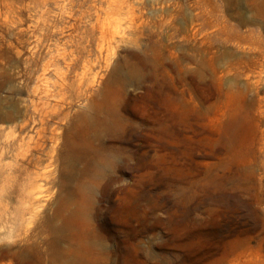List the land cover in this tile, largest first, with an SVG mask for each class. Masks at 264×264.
<instances>
[{"label": "rangeland", "instance_id": "1", "mask_svg": "<svg viewBox=\"0 0 264 264\" xmlns=\"http://www.w3.org/2000/svg\"><path fill=\"white\" fill-rule=\"evenodd\" d=\"M0 250L264 264V0H0Z\"/></svg>", "mask_w": 264, "mask_h": 264}, {"label": "bare ground", "instance_id": "2", "mask_svg": "<svg viewBox=\"0 0 264 264\" xmlns=\"http://www.w3.org/2000/svg\"><path fill=\"white\" fill-rule=\"evenodd\" d=\"M107 14H108V13H107ZM109 18H110V17H109ZM124 20H125V19H124ZM103 28H104V27H103ZM109 32H110V31H109ZM107 33H108V32H107ZM108 34H109V33H108ZM111 35H112V33H111ZM111 35H110V36H111ZM107 39H108V38H107ZM35 40H36V39H35ZM108 41H109V40H108ZM109 44H110V43H109ZM57 48H58V47H57ZM39 52H40V51H39ZM62 52H63V51H62ZM32 63H33V62H32ZM84 64H85V63H84ZM42 67H43V66H42ZM42 70H44V69H42ZM84 70H85V69H84ZM65 72H66V71H65ZM81 72H83V71H81ZM38 75H39V74H38ZM81 76H82V75H81ZM36 80H37V79H36ZM47 80H49V79H47ZM22 82H23V81H22ZM100 82H101V81H100ZM41 83H42V82H41ZM38 87H39V86H38ZM48 88H49V87H48ZM127 88H128V87H127ZM43 89H44V88H43ZM43 89H42V90H43ZM33 90H34V89H33ZM36 90H40V89H36ZM48 90H49V89H48ZM48 90H47V91H48ZM43 91L46 93V89H44ZM34 92H35V91H34ZM42 93H43V92H42ZM30 100H31V99H30ZM57 100H58V99H57ZM38 101H41V102H42V100H40V99H39ZM90 101H91V100H90ZM41 102H40V103H41ZM46 102H47V100H46ZM54 102H55V101H54ZM37 103H38V105H39V102H37ZM42 103H44V101H43ZM33 104H34L35 109H36V108H37V109L39 108V107H36V106H35V103H33ZM47 104H48V103H47ZM40 106H42V105L40 104ZM40 108H41V107H40ZM37 109H36V111H38ZM40 110H41V109H40ZM40 110H39V111H40ZM34 111H35V110H34ZM41 114H42V113H41ZM99 116H100V115H99ZM32 117H33V116H32ZM99 118H100V117H99ZM34 121H35V120H33V122H34ZM36 121H37V120H36ZM53 130H54V129H53ZM42 131H43V130H42ZM51 131H52V130H51ZM36 136H37V135H36ZM12 138H13V137H12ZM17 139H18V137H17ZM28 139H29V138H28ZM49 139H51V138L49 137ZM7 140H8V139H7ZM34 140H35V139H34ZM51 140H52V139H51ZM30 141H31V140H30ZM30 141H29V142H30ZM70 141H71V140H70ZM15 142H16V141H15ZM127 142H128V141H127ZM39 143H40V142H39ZM54 143H55V142H54ZM28 145H29V143H28ZM28 145L26 144V146H28ZM27 148H28V147H27ZM23 156H24V155H23ZM99 156H100V155H99ZM82 163H83V162H82ZM29 166H30V165H29ZM73 167H74V166H73ZM102 169H103V168H102ZM15 170H16V169H15ZM74 171H75V170H74ZM76 171H77V170H76ZM100 172H101V171H100ZM71 175H72V173H71ZM77 177H78V176H77ZM37 179H38V178H37ZM61 180H62V179H61ZM61 180H60V181H61ZM58 184H59V183H58ZM63 184H64V183H63ZM60 185H61V184H60ZM79 185H80V184H79ZM37 186H38V185H37ZM88 186H89V185H88ZM38 187H39V186H38ZM76 187H77V186H76ZM82 187H83V186H82ZM77 189H78V188H77ZM111 210H112V209H111ZM91 217H92V216H91ZM90 219H91V218H90ZM58 222H59V221H58ZM0 251H1V250H0ZM13 252H14V251H13ZM107 253H108V252H107Z\"/></svg>", "mask_w": 264, "mask_h": 264}]
</instances>
